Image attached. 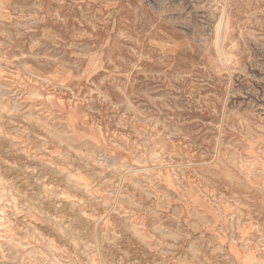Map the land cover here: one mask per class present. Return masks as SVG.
Wrapping results in <instances>:
<instances>
[{
    "label": "rangeland",
    "instance_id": "rangeland-1",
    "mask_svg": "<svg viewBox=\"0 0 264 264\" xmlns=\"http://www.w3.org/2000/svg\"><path fill=\"white\" fill-rule=\"evenodd\" d=\"M0 264H264V0H0Z\"/></svg>",
    "mask_w": 264,
    "mask_h": 264
},
{
    "label": "bare ground",
    "instance_id": "bare-ground-1",
    "mask_svg": "<svg viewBox=\"0 0 264 264\" xmlns=\"http://www.w3.org/2000/svg\"><path fill=\"white\" fill-rule=\"evenodd\" d=\"M219 33H220V30H219ZM222 39V38H221ZM220 53V52H219ZM83 217V216H82ZM85 220V219H84Z\"/></svg>",
    "mask_w": 264,
    "mask_h": 264
}]
</instances>
